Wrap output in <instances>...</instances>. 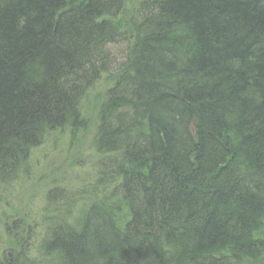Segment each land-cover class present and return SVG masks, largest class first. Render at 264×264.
Here are the masks:
<instances>
[{
    "label": "trees",
    "instance_id": "16d2710c",
    "mask_svg": "<svg viewBox=\"0 0 264 264\" xmlns=\"http://www.w3.org/2000/svg\"><path fill=\"white\" fill-rule=\"evenodd\" d=\"M63 138L0 264H264V0H0L1 188Z\"/></svg>",
    "mask_w": 264,
    "mask_h": 264
},
{
    "label": "rangeland",
    "instance_id": "374dc122",
    "mask_svg": "<svg viewBox=\"0 0 264 264\" xmlns=\"http://www.w3.org/2000/svg\"><path fill=\"white\" fill-rule=\"evenodd\" d=\"M98 93L104 94L105 90L101 93L97 90ZM98 97H95L93 100L89 99V107L86 108L89 110V121L94 126L96 121V111L99 104ZM84 119V117H83ZM80 137V135H79ZM62 142H58L57 148H53V145L46 143V147L41 152L40 155L34 158V161H30L27 168L34 169L35 173L30 176H25L21 178L20 182H13L7 185L4 189L1 188L0 184V237L2 235L4 242L6 241L5 234L3 232V226L5 222L9 226L19 227L18 218H24L26 220V215L34 216L37 214L39 209L42 207V202L40 201L43 198V193L45 194L46 190H43L46 186L47 188L51 187V180L59 174H67V183H61L54 185L58 189H63V185H66V188L71 184L75 188L83 186L86 183V177L82 180H79V175L86 173L92 169L88 164L91 161V164L97 162L98 158L88 155V141L87 143L83 141V138L75 140L73 143L69 142V138L61 139ZM78 165H86L82 170H77ZM20 183V184H17ZM69 190V189H67ZM76 190V189H75ZM69 192V191H68ZM83 205V204H82ZM76 216V215H75ZM28 219V218H27ZM27 223V222H26ZM31 223V222H30ZM43 222L31 223L33 230L31 229L32 235L35 238L40 234V228L42 227ZM24 230L28 232V226L23 225ZM1 254V251H0ZM11 257V255L9 254ZM35 259V260H34ZM36 262V258H33Z\"/></svg>",
    "mask_w": 264,
    "mask_h": 264
}]
</instances>
